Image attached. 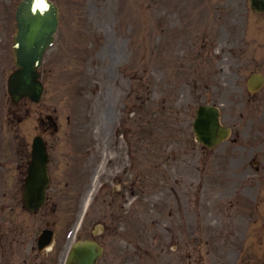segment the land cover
Returning a JSON list of instances; mask_svg holds the SVG:
<instances>
[{
    "label": "rangeland",
    "instance_id": "obj_1",
    "mask_svg": "<svg viewBox=\"0 0 264 264\" xmlns=\"http://www.w3.org/2000/svg\"><path fill=\"white\" fill-rule=\"evenodd\" d=\"M0 1L7 4L0 18V159H26L30 143L41 130L40 119L52 111L59 119L58 132H50L46 138L51 146L54 169L50 195L59 205L61 227H65L61 232L63 240L60 237L55 250L44 257H34L31 263L25 264H52L59 249L62 251L80 236H89L95 221L105 217L108 221L117 219L119 224L128 227L122 238L99 235L113 254L126 244L131 254V248L136 249L133 240L141 244H137L139 251L132 261L125 263L127 257H132L125 251L126 258L114 256L102 264H239L238 218L252 207L254 195L261 191L260 196H264V133L257 130L264 125V118L258 120L260 125L253 123L254 126L247 128L250 140H243L245 147H239L238 153L228 146H221L212 154L204 152L192 129L196 109L202 103L193 99L195 87L193 82H188L196 74L183 72L168 53L160 60L158 44L163 24V46L169 50V41L183 42L189 49L188 62L193 67L191 60L197 55L195 44L201 35L196 31L208 28L210 49L213 38L216 43L221 41L232 46L240 31L241 37L246 36L247 40L243 61H253L254 57L264 61V51L260 53L264 50V22L244 16L245 0H57L63 8L62 26L42 68L46 93L39 104L25 101L18 106L12 104L7 94V77L15 67L10 13L13 17L19 0ZM86 23L88 26L84 28ZM70 28L77 31V38L70 34ZM93 33L106 39L95 52L92 45L75 44L80 38V42L90 41ZM219 35H223L221 39L217 38ZM182 46L176 55L182 52ZM84 55L89 60L81 67L78 62ZM198 56L196 63L202 62L201 55ZM225 56L224 61L237 60L234 53ZM184 79L187 86H183L181 93L184 89L185 94L180 97ZM163 97H166V112L161 110ZM223 103L226 112L249 108L247 103L237 101ZM127 108L147 111L141 116L144 125L137 133L127 125L134 127L137 114H125ZM124 116L130 120L124 124L122 134L118 129ZM128 168L131 171L124 175V169ZM98 169L97 196L93 197L85 226L72 236L73 226L71 231L66 227L78 217L72 220L73 209L77 214L81 211L84 196L92 187ZM1 172L9 174L0 176V201H4L3 192L14 184L17 187L14 175L18 171L9 161ZM131 173L140 175L143 188H139L142 191L139 202L123 213L122 194L126 196L125 201L127 197L130 202L136 198L115 177L120 180L123 177L124 182L131 179ZM252 174L259 179L242 185L246 175ZM176 179L181 180L178 185ZM235 179L240 180L241 187ZM173 190L182 195H178L181 205L178 209L188 208L193 225L175 208L172 210L174 198L170 201L169 196ZM227 194L237 196L238 209L230 208L228 201L225 202ZM21 213L19 207V219H26L27 228L21 236L33 237L34 228L43 226V214L30 218ZM7 216L12 217L13 213ZM124 216L126 222L121 221ZM171 221L177 223L176 227L165 229L162 222L170 224ZM245 221L247 225L248 220ZM259 242L260 239L250 237L240 264H254L252 258ZM16 247L23 258L27 257L28 249L22 243ZM5 263L19 264L12 259Z\"/></svg>",
    "mask_w": 264,
    "mask_h": 264
},
{
    "label": "water",
    "instance_id": "obj_2",
    "mask_svg": "<svg viewBox=\"0 0 264 264\" xmlns=\"http://www.w3.org/2000/svg\"><path fill=\"white\" fill-rule=\"evenodd\" d=\"M259 8L264 10V0H254ZM57 7L48 0H23L18 9L19 28L16 35V60L20 68L10 77V91L17 102L28 95L38 101L43 91V85L38 80L37 67L41 65L43 54L54 39L58 24ZM198 138L208 144H214L225 134V129L219 125L217 113L213 108L201 107L195 122ZM34 160L27 186V205L39 207L45 198L48 186L47 173L48 153L41 137L34 142ZM101 253L98 244L91 240L76 243L69 264H95L97 255Z\"/></svg>",
    "mask_w": 264,
    "mask_h": 264
},
{
    "label": "flooded vegetation",
    "instance_id": "obj_3",
    "mask_svg": "<svg viewBox=\"0 0 264 264\" xmlns=\"http://www.w3.org/2000/svg\"><path fill=\"white\" fill-rule=\"evenodd\" d=\"M259 15L264 16V14L262 13H259ZM237 41L239 42V45H237L239 49L236 50L237 61L235 63H232L233 69L235 70V77L238 83L237 88L234 89L235 92L241 91L242 81L245 79V77H247V75L244 74V70L251 69L253 71L258 68V63H255L254 61L245 60V62H243L246 49L241 46V39H238ZM223 70L226 71V68L224 67ZM224 73L226 75V72ZM240 97L243 101L247 102H262L264 101V86L257 91L244 90L243 93H241ZM233 123H236V121Z\"/></svg>",
    "mask_w": 264,
    "mask_h": 264
},
{
    "label": "bare ground",
    "instance_id": "obj_4",
    "mask_svg": "<svg viewBox=\"0 0 264 264\" xmlns=\"http://www.w3.org/2000/svg\"><path fill=\"white\" fill-rule=\"evenodd\" d=\"M93 183H94V187H93V188H95V186H96V184H97V175L94 177ZM93 190H94V189H92V190L88 193V195L85 197V199H84L83 206H82V213H81L82 216H83V213L87 211V209H88V207H89V205H90V203H91V199H92V195H93ZM80 221H81V219H80ZM80 225H81V223L79 222L78 225H77L78 228L80 227ZM76 230H77V229H76Z\"/></svg>",
    "mask_w": 264,
    "mask_h": 264
}]
</instances>
